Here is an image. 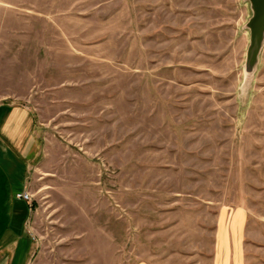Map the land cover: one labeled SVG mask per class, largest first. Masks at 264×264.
Segmentation results:
<instances>
[{
    "label": "rangeland",
    "instance_id": "obj_1",
    "mask_svg": "<svg viewBox=\"0 0 264 264\" xmlns=\"http://www.w3.org/2000/svg\"><path fill=\"white\" fill-rule=\"evenodd\" d=\"M252 14L248 0H0V105L31 148L27 264H264Z\"/></svg>",
    "mask_w": 264,
    "mask_h": 264
},
{
    "label": "crops",
    "instance_id": "obj_2",
    "mask_svg": "<svg viewBox=\"0 0 264 264\" xmlns=\"http://www.w3.org/2000/svg\"><path fill=\"white\" fill-rule=\"evenodd\" d=\"M18 123V112L9 104H1L0 264H27L35 248L28 225L33 208L26 200L15 197L19 191H28L26 181L30 173V164L29 160L25 159L31 151L30 145L24 144L27 137H24L21 131L23 127ZM22 154L25 159L21 157ZM4 169L18 177L9 178L10 175Z\"/></svg>",
    "mask_w": 264,
    "mask_h": 264
},
{
    "label": "water",
    "instance_id": "obj_3",
    "mask_svg": "<svg viewBox=\"0 0 264 264\" xmlns=\"http://www.w3.org/2000/svg\"><path fill=\"white\" fill-rule=\"evenodd\" d=\"M251 3L252 16L247 23L250 29V45L247 49L245 71L253 75L264 46V0H248Z\"/></svg>",
    "mask_w": 264,
    "mask_h": 264
},
{
    "label": "built area",
    "instance_id": "obj_4",
    "mask_svg": "<svg viewBox=\"0 0 264 264\" xmlns=\"http://www.w3.org/2000/svg\"><path fill=\"white\" fill-rule=\"evenodd\" d=\"M15 197L16 198H19V199H24L26 200L27 202H32L33 201V198H32V195L30 193V191H19L15 194Z\"/></svg>",
    "mask_w": 264,
    "mask_h": 264
}]
</instances>
